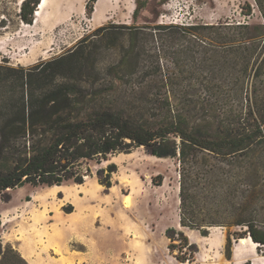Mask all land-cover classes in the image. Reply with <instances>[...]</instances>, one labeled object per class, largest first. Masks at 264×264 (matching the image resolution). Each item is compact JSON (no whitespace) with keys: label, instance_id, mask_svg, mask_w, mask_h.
I'll return each instance as SVG.
<instances>
[{"label":"rangeland","instance_id":"rangeland-1","mask_svg":"<svg viewBox=\"0 0 264 264\" xmlns=\"http://www.w3.org/2000/svg\"><path fill=\"white\" fill-rule=\"evenodd\" d=\"M23 1L0 0V65L33 67L73 53L74 67L88 71L117 67L122 77L124 72L137 70L133 77L117 79V84L224 87L230 90L229 102L236 110L253 89V81L264 88V72L254 79L252 67L239 62L233 50H209L207 55L219 63L209 61L201 67L200 61L195 64L181 54L185 61L178 65L179 57L173 51L192 46L195 39L169 37L162 42L147 28L196 25L211 36L212 29L204 25H263L256 0H140L143 4L136 16L139 0H47L37 14L42 0L32 23L20 17ZM250 6L252 13L248 14ZM122 25L141 30L114 27ZM132 46L135 51L129 54ZM259 51L262 60L264 41ZM14 80V72L0 69V100L9 95ZM84 80L87 85L107 81L95 75ZM235 88L243 89L241 97L235 95ZM206 157L217 177L208 189L193 182L195 210L207 221L223 223L207 227L206 236L181 225L178 159L159 158L144 147H135L109 160L92 162V175L83 184L60 188L25 184L3 192V248L15 260L11 246L29 264H264V245L241 244V235L252 239L247 227L228 225L236 215L252 213L264 233V148L249 154L211 153ZM112 163L117 171L108 188L100 183L99 171ZM255 182V191L244 192ZM29 247L31 258L24 254Z\"/></svg>","mask_w":264,"mask_h":264},{"label":"trees","instance_id":"trees-1","mask_svg":"<svg viewBox=\"0 0 264 264\" xmlns=\"http://www.w3.org/2000/svg\"><path fill=\"white\" fill-rule=\"evenodd\" d=\"M40 2H22L20 17L24 22H33ZM256 2L264 18L262 0ZM142 4L139 0L134 16ZM248 10L251 14V6ZM204 26L212 29L211 36L196 25L162 24L147 28L153 29L152 35L162 42L169 37L195 39L192 46L173 51L179 57L178 65L185 61L181 54L195 64L200 61V67L209 61L219 63L217 58L207 54L209 50L219 53L222 49L224 52L233 50L239 62H247L246 67L254 71V79L264 72V59H260L261 51L257 53L260 42L264 41V24L228 22ZM86 39L88 37L82 41ZM135 48L132 46L127 52L130 54ZM72 56L73 53H69L33 67L0 65L2 71L15 73L9 95L0 100V195L25 184L35 187L83 184L86 177L92 175V162L99 163L129 153L135 147H144L153 156L176 158L181 165L182 226L197 229L206 236L207 227L223 224L218 220L207 221L196 212L197 197L192 184L197 182L206 189L214 184L217 173L207 160V154H249L264 148V88L253 81V89L246 93L236 110L229 102L230 90L221 86L203 84L181 89L166 83L117 84V79L133 77L137 70L124 72L122 77L117 67L88 71L74 67ZM222 57L226 59L227 55ZM158 67H161L159 63ZM219 67L225 66L219 64ZM92 75L107 81L98 85L84 83V79ZM3 81L4 85L8 84L6 79ZM242 90L235 88V95L241 97ZM116 171L115 163L101 169L100 183L112 187V175ZM256 184L244 192L252 193ZM257 224L258 219L252 213L236 215L228 223L246 226L249 236L264 245V233ZM9 250L14 251L17 259L4 250L0 232V264H29L11 246Z\"/></svg>","mask_w":264,"mask_h":264},{"label":"bare ground","instance_id":"bare-ground-1","mask_svg":"<svg viewBox=\"0 0 264 264\" xmlns=\"http://www.w3.org/2000/svg\"><path fill=\"white\" fill-rule=\"evenodd\" d=\"M46 1H47V0H43V3H42V0H41L40 4H41V3H42V4L40 5V7H38V9H37V14L39 13L38 11H41V10L43 9V7H44ZM52 187H54V188H60L61 186L55 185V186H52ZM239 240H240V243H241V244H245V243H247L248 241H251V244H252L253 246L260 245L258 242H255L253 239H250L249 237H241ZM32 253H33V250H32L31 247H29V249H27V250L24 251L25 256L28 257V258H31Z\"/></svg>","mask_w":264,"mask_h":264},{"label":"water","instance_id":"water-1","mask_svg":"<svg viewBox=\"0 0 264 264\" xmlns=\"http://www.w3.org/2000/svg\"><path fill=\"white\" fill-rule=\"evenodd\" d=\"M39 6V5H38ZM36 13V12H35Z\"/></svg>","mask_w":264,"mask_h":264}]
</instances>
